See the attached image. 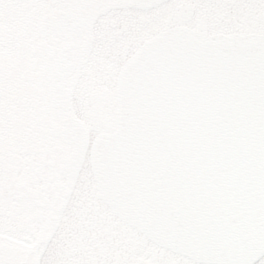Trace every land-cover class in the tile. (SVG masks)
Instances as JSON below:
<instances>
[{
	"label": "water",
	"instance_id": "water-1",
	"mask_svg": "<svg viewBox=\"0 0 264 264\" xmlns=\"http://www.w3.org/2000/svg\"><path fill=\"white\" fill-rule=\"evenodd\" d=\"M142 8L162 0H135ZM67 28L81 35L71 17ZM45 18L43 19V21ZM51 83L66 117L73 44ZM115 128L89 151L99 198L159 246L207 264L264 255V34L166 28L120 67ZM86 142L67 171L75 176Z\"/></svg>",
	"mask_w": 264,
	"mask_h": 264
},
{
	"label": "rangeland",
	"instance_id": "rangeland-1",
	"mask_svg": "<svg viewBox=\"0 0 264 264\" xmlns=\"http://www.w3.org/2000/svg\"><path fill=\"white\" fill-rule=\"evenodd\" d=\"M50 1L54 0H0V264L63 263L67 250L72 254L70 247L80 243L81 235L74 228L83 222L104 224L103 229L114 227L136 244L137 250L132 252L142 250L152 257L164 255L173 260L167 251L152 247L134 229L123 232L120 220L97 195L88 161L82 170L86 181L83 183L81 179V186H75L74 198L56 218L64 224L71 222L70 230L57 223L45 228L44 220L36 222V216L32 215L31 203L17 196L19 183L30 184L33 190L45 185L41 181L33 187L31 173L38 168L47 145L43 124L51 118L50 86L37 72L33 73V80L24 77L31 64L27 51L39 38L40 16L44 5ZM71 1L73 8L80 12L83 27L76 41V79L69 85L74 86L77 93L93 94L95 108L104 111L95 132L113 129L116 100L113 82L118 67L131 53V47L124 48L129 43L136 46L170 23L198 25L204 35L212 31L264 33V0H165L155 9L137 13L134 8L128 10V0ZM189 6H194L195 10L186 16ZM124 8L127 15H132L126 34H121ZM130 38L133 42H129ZM50 175L63 177L56 170ZM79 189L83 195L78 194ZM48 195L49 204L52 194ZM85 235V238L96 236L93 232ZM67 258L75 259V256ZM181 262L175 260L176 264ZM253 264H264V255Z\"/></svg>",
	"mask_w": 264,
	"mask_h": 264
},
{
	"label": "flooded vegetation",
	"instance_id": "flooded-vegetation-1",
	"mask_svg": "<svg viewBox=\"0 0 264 264\" xmlns=\"http://www.w3.org/2000/svg\"><path fill=\"white\" fill-rule=\"evenodd\" d=\"M164 1L165 0H163L162 3ZM159 5L148 8V10L155 9ZM127 6L128 10H133L132 8H134L136 13L144 10L141 9L135 0H128ZM124 10V19H122L120 26L121 34H126V25L129 28V17L132 15L131 13V15H127V9L124 8ZM194 10V6L187 7L185 15L190 16L193 14ZM204 11L201 13V16L204 15ZM71 17H75V19L81 23V27H83L80 12L73 8L71 0H54L53 2H46L44 5V13L40 16V21L37 27L39 38L27 51L31 64L29 66V73L26 74L24 78L33 80V73L37 72L38 75L44 78L45 82L49 83L50 106L53 97L51 92V83L55 81L57 75L64 69L65 63L62 60V51L68 43L73 44V60L75 64L72 71L64 79V87L70 91V102L66 117L61 118L58 110L51 106V118L46 119V123L43 124L47 145L44 147L40 156L41 159L39 161L38 168L34 171V173H31V175L33 187L38 185V182L41 181L45 182V185H42L41 188L35 187L33 190V188H30V184L22 182L18 185L19 192L17 193L20 200H28L33 206L32 215L36 216V222L44 220L43 224L45 228L49 227L52 223L61 224L62 228L67 230L72 228V226H69L71 222L64 224L56 218L58 217L57 215L62 212L67 202L70 203V201L74 198L72 192L75 186H81L80 180L82 179L84 183L87 179L83 177L82 170L87 165L88 149L91 141L97 133L101 132H95L98 123L101 120L100 118L105 115L104 111H99L95 108L96 106L94 105L93 94L87 92L85 94L82 92L77 93L74 86L72 88L69 85L70 82H74V78L76 79V75L74 76L75 69L77 68L75 49L76 41L79 39L73 37L71 31L67 28V26L71 23ZM44 18L45 20L43 21ZM180 24L184 25L183 23H170L166 25V27ZM189 27L196 30L200 35H204V33L198 28V25L197 27ZM163 28L164 27L162 26V29ZM217 32L222 31H212L210 33ZM131 39L132 38L129 39V42H133ZM142 42H138L136 46L133 43H129L128 46H124V48L129 49L131 47L130 50L132 53L133 50H135ZM115 78L113 82L114 84ZM92 81L93 83L96 82V80ZM113 113H115V107ZM84 142H86V151L84 153L81 166L77 174L72 176L71 171H67L68 165L76 151V145L80 146ZM45 170L49 173L48 176H46L47 172L45 173ZM54 170H56L61 177H63L59 178L51 176L50 174ZM49 186L50 188H47ZM80 189L78 190V194L83 195L84 193H82L83 191ZM47 191L52 194V200L49 204L48 202L50 201V198ZM83 223L84 224L79 226L77 225V227L74 228L78 233H80L79 235H81L79 238L80 243H75L73 247H70L72 254L69 255L70 252H68V250L67 253H65L66 255L63 254L66 258L61 264H176L175 260H179L180 262L182 260L186 262L185 264H204L197 263L189 257L162 248L148 240L144 235L136 230L134 231L142 235V238L145 241L153 245L152 247L155 246L159 249L167 251V253H169L167 255L173 256L175 260L173 258V260H171V258H166L164 255H161L160 258L152 257L148 252H143L142 250L139 252H132V250H137L136 244H134L129 237L116 232L114 227L103 229L106 226L104 224H94L91 222ZM119 223L122 224V228L124 229L123 232L127 233V231H132V228L126 223L122 221H119ZM78 228L83 230L80 229L81 231H79ZM112 229L114 230L112 231ZM90 232L95 233L96 236L94 238L89 236L85 238V234ZM99 232H101V234ZM68 256H75V259H68ZM177 264H182V262Z\"/></svg>",
	"mask_w": 264,
	"mask_h": 264
}]
</instances>
